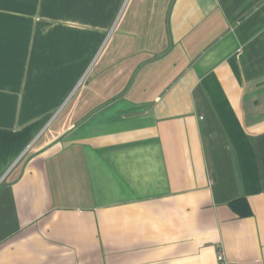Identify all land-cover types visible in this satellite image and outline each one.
<instances>
[{
    "label": "crops",
    "instance_id": "crops-1",
    "mask_svg": "<svg viewBox=\"0 0 264 264\" xmlns=\"http://www.w3.org/2000/svg\"><path fill=\"white\" fill-rule=\"evenodd\" d=\"M264 264V0H0V264Z\"/></svg>",
    "mask_w": 264,
    "mask_h": 264
},
{
    "label": "built area",
    "instance_id": "built-area-1",
    "mask_svg": "<svg viewBox=\"0 0 264 264\" xmlns=\"http://www.w3.org/2000/svg\"><path fill=\"white\" fill-rule=\"evenodd\" d=\"M217 258L220 264H231L230 261L225 256L224 251L221 248L217 252Z\"/></svg>",
    "mask_w": 264,
    "mask_h": 264
}]
</instances>
